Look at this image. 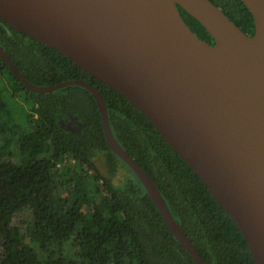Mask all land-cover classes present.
<instances>
[{"label": "trees", "instance_id": "16d2710c", "mask_svg": "<svg viewBox=\"0 0 264 264\" xmlns=\"http://www.w3.org/2000/svg\"><path fill=\"white\" fill-rule=\"evenodd\" d=\"M211 1L254 33L241 0ZM179 10L200 38L214 43ZM0 44L33 84L84 79L101 91L117 141L150 175L206 264H255L237 224L122 94L1 19ZM98 154L108 175L95 163ZM119 158L87 88L33 92L0 57V264H196L134 171V178L116 181Z\"/></svg>", "mask_w": 264, "mask_h": 264}, {"label": "water", "instance_id": "95a60500", "mask_svg": "<svg viewBox=\"0 0 264 264\" xmlns=\"http://www.w3.org/2000/svg\"><path fill=\"white\" fill-rule=\"evenodd\" d=\"M241 1L253 34L211 0H0V19L139 109L237 224L255 264H264V0ZM179 6L214 43L199 37ZM0 57L33 92L78 84L94 95L110 148L196 264H206L150 175L117 141L101 91L84 79L33 84L1 44Z\"/></svg>", "mask_w": 264, "mask_h": 264}, {"label": "rangeland", "instance_id": "374dc122", "mask_svg": "<svg viewBox=\"0 0 264 264\" xmlns=\"http://www.w3.org/2000/svg\"><path fill=\"white\" fill-rule=\"evenodd\" d=\"M119 161H120V165L121 167L119 168V172L118 174H116V181L118 182H121L124 177L125 179L127 180L128 178H134V173L133 171L130 169V167L123 161L119 158ZM97 163V166L98 168L101 170V172L105 175H108L107 172H109V166L106 164L104 158L102 157L101 154H98L97 155V159H96V162ZM114 176V175H113ZM124 176V177H123Z\"/></svg>", "mask_w": 264, "mask_h": 264}]
</instances>
